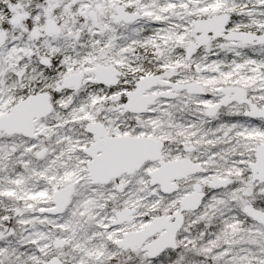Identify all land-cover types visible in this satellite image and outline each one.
Masks as SVG:
<instances>
[{
	"label": "snow or ice",
	"instance_id": "6c2138e0",
	"mask_svg": "<svg viewBox=\"0 0 264 264\" xmlns=\"http://www.w3.org/2000/svg\"><path fill=\"white\" fill-rule=\"evenodd\" d=\"M0 264H264V0H0Z\"/></svg>",
	"mask_w": 264,
	"mask_h": 264
}]
</instances>
